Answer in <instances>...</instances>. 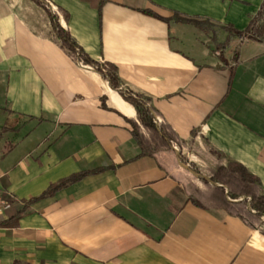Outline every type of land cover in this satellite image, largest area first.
I'll return each instance as SVG.
<instances>
[{
	"label": "crops",
	"instance_id": "obj_1",
	"mask_svg": "<svg viewBox=\"0 0 264 264\" xmlns=\"http://www.w3.org/2000/svg\"><path fill=\"white\" fill-rule=\"evenodd\" d=\"M46 1L66 11L58 20L76 44L113 63L180 136L240 162L264 188V33L223 28L243 29L261 0ZM174 13L211 22L226 40L221 56L210 28ZM0 119V221L14 216L0 225V264H264V236L187 198L194 174L175 145L59 45L34 0H0Z\"/></svg>",
	"mask_w": 264,
	"mask_h": 264
},
{
	"label": "trees",
	"instance_id": "obj_2",
	"mask_svg": "<svg viewBox=\"0 0 264 264\" xmlns=\"http://www.w3.org/2000/svg\"><path fill=\"white\" fill-rule=\"evenodd\" d=\"M47 15L53 34L57 42L69 54L77 56L85 64L90 65L101 73L106 79L107 84L115 89L119 95L129 102L135 109L137 119L142 125L154 128L158 131L159 136L168 143H172L176 147L177 157L184 161L182 148H188L192 145L191 137L180 136L169 124V122L160 114V112L152 105L149 96L132 91L124 87L118 74L116 66L106 60H95L90 58L82 48L76 44L68 30L63 27L58 20V13L51 12L46 0H34ZM102 0H99V3ZM57 11L66 19L67 13L61 7L56 6ZM145 12L153 13L149 9H142ZM158 16V15H157ZM174 19L183 20L193 25L205 29L210 28L211 22L205 19L181 16L177 13L172 14ZM223 28L229 33H233L239 37L259 38L264 33V0H261L256 11L252 14L243 29H235L230 24L223 25ZM210 35L212 40V50L221 56V49L226 46V40L216 41L213 29ZM100 104L104 106L103 98L100 97ZM158 120H155V117ZM131 123V122H130ZM131 136L138 142V134L134 125L131 123ZM194 129L190 135H194ZM200 148V147H199ZM202 149V148H201ZM203 153L209 156V161L205 164H196L195 162H187L192 170L198 173V176H190L185 184L187 198L195 205L204 208H220L227 214L237 216L248 227L258 231L264 236V188L261 186L258 177L249 172L245 166L235 160L222 161L221 154L211 148L205 147ZM101 167L82 169L71 172L59 179L49 183L45 189L35 196L28 198L24 205L36 198L50 195L56 189L67 185L83 175L100 170ZM196 177L202 185L206 187L203 194V201L196 192V187L192 186L193 179ZM24 207V206H23ZM22 208L17 211L20 212ZM14 221V216H10L6 220H1L0 225H7Z\"/></svg>",
	"mask_w": 264,
	"mask_h": 264
},
{
	"label": "rangeland",
	"instance_id": "obj_3",
	"mask_svg": "<svg viewBox=\"0 0 264 264\" xmlns=\"http://www.w3.org/2000/svg\"><path fill=\"white\" fill-rule=\"evenodd\" d=\"M50 10H51V12L59 14L56 7H51ZM45 16L47 17L46 14H45ZM47 19H48V17H47ZM0 123H3V120L0 119ZM8 124L10 125V123H8ZM166 148H167V146H166ZM181 151L184 154V161H182L183 158H182V160L181 159L180 160L182 162H184L185 164H187V162H190V161L195 162L196 164H200V165L206 163V158L203 156V149H201L199 147L196 148L195 145H191V147H188V148H182ZM193 184L194 185L192 186V188L196 187V190H197L196 192L199 194L198 197L201 198V200L203 201V194H205L204 192L206 191V187L204 185H202V183H200L196 177H194V179H193ZM185 194L187 196L186 189H185Z\"/></svg>",
	"mask_w": 264,
	"mask_h": 264
},
{
	"label": "built area",
	"instance_id": "obj_4",
	"mask_svg": "<svg viewBox=\"0 0 264 264\" xmlns=\"http://www.w3.org/2000/svg\"><path fill=\"white\" fill-rule=\"evenodd\" d=\"M45 2L48 4L49 8L54 7L53 5L49 4L47 1H45ZM75 58L77 59L78 63H80L81 65L83 64V65L90 66V65H88V64L83 63V62L81 61V59H79L77 56H75ZM90 67H91V66H90ZM155 120L157 121V120H158V117H155ZM2 202H3V200H2L1 197H0V207H1V203H2Z\"/></svg>",
	"mask_w": 264,
	"mask_h": 264
},
{
	"label": "water",
	"instance_id": "obj_5",
	"mask_svg": "<svg viewBox=\"0 0 264 264\" xmlns=\"http://www.w3.org/2000/svg\"><path fill=\"white\" fill-rule=\"evenodd\" d=\"M173 149L175 150V152H176V154H177V151H176V147L175 146H173ZM178 162L181 164V165H183L185 168H188L189 169V171L191 172V173H193L194 175H198V173L197 172H195L194 170H192L191 168H189V166L187 165V164H185L184 162H182L180 159H178Z\"/></svg>",
	"mask_w": 264,
	"mask_h": 264
}]
</instances>
